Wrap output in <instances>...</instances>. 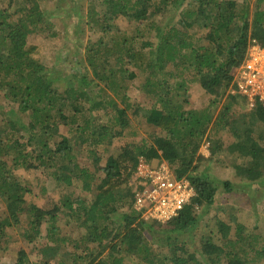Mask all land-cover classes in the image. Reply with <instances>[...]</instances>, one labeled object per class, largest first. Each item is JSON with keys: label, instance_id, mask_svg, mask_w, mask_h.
I'll list each match as a JSON object with an SVG mask.
<instances>
[{"label": "trees", "instance_id": "obj_1", "mask_svg": "<svg viewBox=\"0 0 264 264\" xmlns=\"http://www.w3.org/2000/svg\"><path fill=\"white\" fill-rule=\"evenodd\" d=\"M51 1L0 0L8 3L0 7V97L13 106L0 119V254L25 242L37 246L38 259L20 247L9 264H94L115 244L96 264H127L128 258L141 264L264 262V243L253 244L247 224L231 225L230 215L202 236L199 252L180 240L194 237L222 190L234 191L232 182L211 173L226 165V156L246 161L234 166L237 175L264 184V130L255 137L252 129L255 121L264 124V107L253 109L255 120L235 133L236 142L226 146L222 138L234 132V107L246 102L230 90L249 40L264 46V0H88L87 25L97 38L76 58L63 91L44 50L29 42L44 26L55 27L45 8ZM119 18L130 23V34L116 24ZM141 75L140 90L153 103L147 110L128 94ZM195 85L206 98L200 106L190 98ZM130 114L161 136L125 144L100 167L104 179L97 182L79 157L86 153L98 163L99 148L124 136ZM204 139L208 156L198 153ZM142 158L166 162L194 188L191 203L166 224L140 220L133 208L131 182ZM30 170L47 171L57 187H79L92 200L65 195L42 208L29 201L32 190L17 174ZM65 228L73 235L65 236Z\"/></svg>", "mask_w": 264, "mask_h": 264}, {"label": "rangeland", "instance_id": "obj_2", "mask_svg": "<svg viewBox=\"0 0 264 264\" xmlns=\"http://www.w3.org/2000/svg\"><path fill=\"white\" fill-rule=\"evenodd\" d=\"M251 3L253 5L254 0H252ZM7 5L8 3L6 4V2L1 3L0 7H6ZM45 8L49 10V13H52V22L54 23L55 27L52 29H46L47 27L44 26L41 31L29 37V42L31 44L40 46L44 50L46 58L45 64L51 69V77H62V79L57 80L56 86L59 88V90L63 91L66 86V78L72 75L73 69L76 66V58H79V56L84 54L85 44L89 38L92 37L93 39H96L97 35H92L89 26L87 25V20L90 18L88 0H54L46 3ZM116 24L119 25L122 32H129L130 34L131 26L127 20L119 18L117 19ZM143 77L144 76L142 75L139 76V79L130 85L128 94L133 100H135L139 105H141L143 108H146L147 110L151 108L153 103L151 102L150 98H148L146 94L140 90V87L143 83ZM190 98L193 106H200L206 101V98L201 95L199 85H195L191 89ZM224 101H222L221 105L224 103ZM241 101L243 104H238L234 107L238 113L234 132L228 130L222 133V138L224 139L226 146L236 142L237 136L235 137V133L241 132L244 123L255 120L252 118L253 109L249 108L247 102H243V100ZM10 107L13 106L11 104H5L4 100L0 97V119L3 116V113L9 110ZM119 108L122 107L120 106ZM130 117L132 122L125 130L124 136L117 139L112 146L99 148L97 156L99 160L98 163H96L94 158L92 159L93 161L88 159L87 156L89 155L86 153L80 155L78 160L79 164L81 167L87 168L91 172L96 173L98 179L97 182H100L101 179H104L103 172L99 170L100 167L105 166L107 158L110 155H116L120 153L125 144L136 142L140 143L145 139L150 140V137L156 134L161 136V134L156 129L147 125L142 117H132V114H130ZM255 122L256 126H252V129H254V136L258 137L262 130H264V124H262L261 121ZM0 126H2L1 121ZM62 131V133L66 135V130L64 128ZM203 142L198 153L200 155L205 154L203 156H208L210 146L209 142H207V140H205L204 143ZM73 144H76V146L80 145L76 142H73ZM79 148L83 149L82 146ZM225 159L226 165L222 168L213 167L211 173L221 181L232 182L234 184V191L227 193L222 190L220 192L219 196L217 197V202L213 206L208 216L204 217V219L195 229L193 233L194 237H189L188 235H186V237H180L181 244H187V247L191 251L197 250L199 252L202 236L209 235L212 231L215 232L218 228L216 225L217 220H224L225 216L227 215H230L231 217V225H234V222L236 221L247 224L245 233L250 235V239L253 244L256 246H261V244L264 243V184L257 186L248 179L243 178V175H237L234 166L241 164L244 165L246 161L243 159L237 158L236 156H226ZM159 161L160 160H157L156 162L151 161L149 164L151 165ZM161 163H158L157 165ZM244 168L245 166L241 168L242 173ZM47 173V171L41 172L32 170L17 172L21 178L26 180L29 188L32 190V195H29L28 197L29 201H33L38 206L48 209L56 202H59V200L65 195H71L74 198L80 197L87 200L88 202L92 200L93 196L91 194L82 192L79 187H57ZM3 209L4 204L0 200V214L3 213ZM61 227L63 228L64 226L61 225ZM22 230L23 229L21 228H17L18 233ZM72 232H74V229L65 228L64 235H73ZM119 242L120 240L117 241L116 244ZM113 246L106 250L104 255H106ZM20 247L26 248V251L32 260L38 259L36 245L26 246L25 242H21V245H16L13 243L9 252H6L5 255L0 254V264L13 263L16 259V252L20 249ZM104 255H102L98 261H100ZM98 261H96L94 264H96ZM126 263L141 264L135 258L126 259ZM259 264H264V262Z\"/></svg>", "mask_w": 264, "mask_h": 264}, {"label": "built area", "instance_id": "obj_3", "mask_svg": "<svg viewBox=\"0 0 264 264\" xmlns=\"http://www.w3.org/2000/svg\"><path fill=\"white\" fill-rule=\"evenodd\" d=\"M230 94L240 96L249 108L264 107V46L249 40L245 58L235 72ZM133 208L140 220L160 224L178 217L185 205L191 203L195 191L186 178H177L167 163L150 165L140 159L132 178Z\"/></svg>", "mask_w": 264, "mask_h": 264}, {"label": "crops", "instance_id": "obj_4", "mask_svg": "<svg viewBox=\"0 0 264 264\" xmlns=\"http://www.w3.org/2000/svg\"><path fill=\"white\" fill-rule=\"evenodd\" d=\"M203 155H205V154H203ZM206 156H207V155H206ZM157 160H159V159H155V160H151V161H155V162H156ZM151 161H150V162H151ZM146 162H147V161H146ZM150 162H147V163H150ZM158 163H161V160H160L159 162H157V163H153V164H151V165L156 166ZM162 163H166V162L162 161ZM162 163H161V164H162Z\"/></svg>", "mask_w": 264, "mask_h": 264}]
</instances>
